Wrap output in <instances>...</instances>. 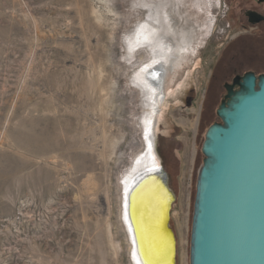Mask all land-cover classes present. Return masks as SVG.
<instances>
[{"label": "rangeland", "instance_id": "obj_1", "mask_svg": "<svg viewBox=\"0 0 264 264\" xmlns=\"http://www.w3.org/2000/svg\"><path fill=\"white\" fill-rule=\"evenodd\" d=\"M240 1L0 0V264H136L125 185L156 57L135 36L153 17L172 55L156 148L171 175L177 264H189L202 147L220 121L208 84L242 29ZM249 41L246 65L264 70V34Z\"/></svg>", "mask_w": 264, "mask_h": 264}, {"label": "water", "instance_id": "obj_2", "mask_svg": "<svg viewBox=\"0 0 264 264\" xmlns=\"http://www.w3.org/2000/svg\"><path fill=\"white\" fill-rule=\"evenodd\" d=\"M227 90L230 100L217 109L222 121L208 127L202 147L190 264H264V74L258 83L253 71L237 75ZM159 173L166 187L167 171ZM150 175L133 184L130 203Z\"/></svg>", "mask_w": 264, "mask_h": 264}, {"label": "bare ground", "instance_id": "obj_3", "mask_svg": "<svg viewBox=\"0 0 264 264\" xmlns=\"http://www.w3.org/2000/svg\"><path fill=\"white\" fill-rule=\"evenodd\" d=\"M157 21L158 19L153 17L139 28L135 36L138 41H149L156 57L151 64L144 67L148 69L150 66L151 70L156 73L155 78L147 76L144 69L141 79L143 88L147 91V105L150 108L144 117V148L136 159L134 158V169L125 185V220L129 235L132 237L131 244L134 248L133 257L136 264H144V261L147 264H177V237L170 223L173 202L169 200L167 192L168 190L173 191V189L170 186L169 172L160 162L157 152L156 117L154 115L159 108V93L164 86L168 63L172 55L167 52L169 43L166 42V38L162 35L160 37L159 33H157L159 29ZM155 36H159V39ZM151 109H153V112H151ZM161 168L167 171L168 180L166 187L159 173ZM148 173L152 175L141 182L132 192L130 203V190L133 184L140 176Z\"/></svg>", "mask_w": 264, "mask_h": 264}, {"label": "flooded vegetation", "instance_id": "obj_4", "mask_svg": "<svg viewBox=\"0 0 264 264\" xmlns=\"http://www.w3.org/2000/svg\"><path fill=\"white\" fill-rule=\"evenodd\" d=\"M240 5L242 29L231 36L213 68L208 84L206 105L207 103L214 105L218 101V106L214 110V114L217 116V109L220 105L223 102L228 103L230 100L227 85L233 82L235 76L243 77L246 72L253 71L258 83L260 76L264 74V70H260L259 67L246 65L253 61V56L247 53L251 47L249 40L255 35L264 34V9L261 8L264 5V0H241ZM234 89L238 90L239 85H235Z\"/></svg>", "mask_w": 264, "mask_h": 264}, {"label": "snow or ice", "instance_id": "obj_5", "mask_svg": "<svg viewBox=\"0 0 264 264\" xmlns=\"http://www.w3.org/2000/svg\"><path fill=\"white\" fill-rule=\"evenodd\" d=\"M146 75L152 78H155L156 73L154 71L151 70L150 66L148 69H145ZM144 264H147L146 261H144Z\"/></svg>", "mask_w": 264, "mask_h": 264}, {"label": "trees", "instance_id": "obj_6", "mask_svg": "<svg viewBox=\"0 0 264 264\" xmlns=\"http://www.w3.org/2000/svg\"><path fill=\"white\" fill-rule=\"evenodd\" d=\"M219 118H220V117H219ZM220 121H222L221 118H220ZM167 171H168V170H167ZM168 172H169V171H168ZM169 174H170V172H169ZM170 176H171V175H170Z\"/></svg>", "mask_w": 264, "mask_h": 264}]
</instances>
